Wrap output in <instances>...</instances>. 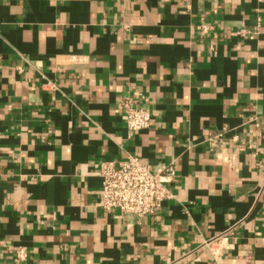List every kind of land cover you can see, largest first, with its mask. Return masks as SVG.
<instances>
[{"label":"crops","instance_id":"obj_1","mask_svg":"<svg viewBox=\"0 0 264 264\" xmlns=\"http://www.w3.org/2000/svg\"><path fill=\"white\" fill-rule=\"evenodd\" d=\"M126 95L152 114L132 136ZM129 155L175 171L153 215L101 206ZM214 252L264 264V0H0V264Z\"/></svg>","mask_w":264,"mask_h":264},{"label":"built area","instance_id":"obj_2","mask_svg":"<svg viewBox=\"0 0 264 264\" xmlns=\"http://www.w3.org/2000/svg\"><path fill=\"white\" fill-rule=\"evenodd\" d=\"M201 31H208L207 25ZM246 30H241L244 34ZM126 117L129 136L150 127L151 112L140 105L133 97L126 95L118 105ZM216 146L223 141V134L208 139ZM100 176L102 179L101 206L107 212L119 210L122 215L144 217L158 212L163 203L174 198L168 183L174 179L173 167L162 166L155 170L151 165L142 163L137 157L129 155L126 160L103 162ZM17 255L24 258V248L17 249ZM213 264H223L220 254L214 252Z\"/></svg>","mask_w":264,"mask_h":264}]
</instances>
